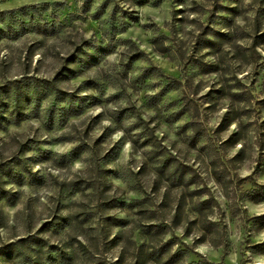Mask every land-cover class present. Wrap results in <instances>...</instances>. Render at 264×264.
I'll use <instances>...</instances> for the list:
<instances>
[{
	"label": "rangeland",
	"instance_id": "rangeland-1",
	"mask_svg": "<svg viewBox=\"0 0 264 264\" xmlns=\"http://www.w3.org/2000/svg\"><path fill=\"white\" fill-rule=\"evenodd\" d=\"M2 10L0 264H264V0Z\"/></svg>",
	"mask_w": 264,
	"mask_h": 264
},
{
	"label": "trees",
	"instance_id": "trees-1",
	"mask_svg": "<svg viewBox=\"0 0 264 264\" xmlns=\"http://www.w3.org/2000/svg\"><path fill=\"white\" fill-rule=\"evenodd\" d=\"M0 1H4V0H0ZM6 12H7V10L0 11V22H2V20H3L2 16ZM0 30H1V28H0ZM37 81L39 82L38 86L44 87L47 84L49 85V83L47 81H42V80H38V79H37ZM11 84L6 83L3 85H0V94H8L9 92H11V90L14 88L13 84L12 85ZM21 242H27V243H29V242H43V243H46L43 239H31V237H30V238H22L17 242L10 243V244L4 246V248H6L10 253H12V252L16 251L17 249H19Z\"/></svg>",
	"mask_w": 264,
	"mask_h": 264
}]
</instances>
